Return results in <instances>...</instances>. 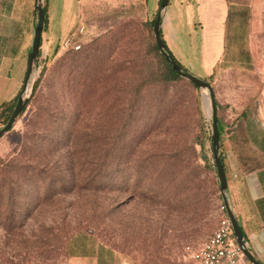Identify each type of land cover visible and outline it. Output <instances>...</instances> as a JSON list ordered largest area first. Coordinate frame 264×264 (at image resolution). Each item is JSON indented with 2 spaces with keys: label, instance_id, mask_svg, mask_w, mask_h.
<instances>
[{
  "label": "rangeland",
  "instance_id": "374dc122",
  "mask_svg": "<svg viewBox=\"0 0 264 264\" xmlns=\"http://www.w3.org/2000/svg\"><path fill=\"white\" fill-rule=\"evenodd\" d=\"M159 5L88 15L78 51L41 37L26 106L0 138V264H62L85 232L132 264H179L216 228L209 98L161 77ZM246 16L230 32L262 55L264 0ZM227 101L217 93V116Z\"/></svg>",
  "mask_w": 264,
  "mask_h": 264
},
{
  "label": "crops",
  "instance_id": "0c3cea01",
  "mask_svg": "<svg viewBox=\"0 0 264 264\" xmlns=\"http://www.w3.org/2000/svg\"><path fill=\"white\" fill-rule=\"evenodd\" d=\"M253 1L169 0L160 35L184 69L188 63L189 73L212 86L216 109L217 93L228 95L229 110L218 114L226 198L248 251L264 264V64L259 63L264 54L252 51L249 35L230 32L249 27L246 14ZM133 2L46 0L47 27L41 37L46 35L50 45H61L79 25L87 33L83 19L88 21V15L94 18ZM158 2L148 0L147 10ZM35 4L36 0H0V108L23 89L37 22ZM66 251L62 264H132L90 232L72 236Z\"/></svg>",
  "mask_w": 264,
  "mask_h": 264
},
{
  "label": "water",
  "instance_id": "95a60500",
  "mask_svg": "<svg viewBox=\"0 0 264 264\" xmlns=\"http://www.w3.org/2000/svg\"><path fill=\"white\" fill-rule=\"evenodd\" d=\"M168 3H169V0H161L158 13L154 20L152 30H153L155 44L157 46L159 53L166 60V62L171 67L173 72H175L179 77L190 82L197 90L207 91L209 102H210V110H211L210 112V119H211L210 145H211V151H212L213 164L215 167L216 176H217L218 184H219V194H220L222 203L224 205L226 214L230 220L232 231H233L234 238H235L237 245L240 247V249L242 250L245 257L248 259V261H250L252 264H261L248 251L246 244L243 240V234H242L241 228L239 227L229 207V204L226 198L227 181H226L224 168L221 163L220 155H219L220 137H219V129H218V116H217V109H216V101H215L213 88L207 81L197 78L194 75L187 73L183 71L181 68H179L177 64L175 63L174 59L168 54V50L165 48V45L161 38L160 27L162 23V15L168 6ZM35 10L37 14V22H36V26L33 32L31 50L28 56V66H27V72H26V76L24 80L23 90H25V87L27 86L30 80L32 68L34 66V61L36 59L37 53L40 48L41 34H42L43 26H44L43 0H36ZM26 103H27V98H24L22 95H19L17 99V103L12 111L10 118L8 119L7 123L0 129V138L3 137V135L6 134L13 127V124L15 123L16 119L23 112L26 106Z\"/></svg>",
  "mask_w": 264,
  "mask_h": 264
},
{
  "label": "built area",
  "instance_id": "2783aa9c",
  "mask_svg": "<svg viewBox=\"0 0 264 264\" xmlns=\"http://www.w3.org/2000/svg\"><path fill=\"white\" fill-rule=\"evenodd\" d=\"M85 26L79 25L61 43L66 51H78L82 47ZM221 216L216 228L208 238L195 249H187L185 261L191 264H252L237 245L230 220L221 203Z\"/></svg>",
  "mask_w": 264,
  "mask_h": 264
},
{
  "label": "trees",
  "instance_id": "16d2710c",
  "mask_svg": "<svg viewBox=\"0 0 264 264\" xmlns=\"http://www.w3.org/2000/svg\"><path fill=\"white\" fill-rule=\"evenodd\" d=\"M45 1V0H44ZM161 2V0L159 1ZM43 11H44V26H43V30L45 29V26H46V23H47V15H46V12H47V9H46V1H45V4L43 6ZM152 23L154 24V20L152 21ZM42 30V32H43ZM164 45H165V48L168 50V54L174 59L175 63L177 64V66L179 68H181L183 71L188 72V70L184 69L177 61L176 59L174 58V56L172 55V53L169 51L166 43L163 41ZM40 49V48H39ZM156 50L157 49V46H156ZM39 56V54H38ZM37 58V57H36ZM163 58V57H162ZM163 61H164V64H165V68L166 70H163L161 71V77H163L165 80H175V79H178L179 76L173 72V70L171 69V67L168 65V63L166 62V60L163 58ZM191 74V73H190ZM37 85H35L36 87ZM195 88V87H194ZM196 89V88H195ZM17 99H18V96H16L11 102L9 103H6L4 104L3 106H1L0 108V129L7 123L8 119L10 118L11 114H12V111L17 103ZM218 129H219V126H218ZM210 134H211V131H210ZM220 134V133H219ZM220 155V154H219ZM220 160H221V163L223 165V162H222V156L220 155ZM214 165V164H213ZM215 168V167H214ZM8 198L10 199V194L8 195ZM0 199H2V196H0ZM11 203V201H10Z\"/></svg>",
  "mask_w": 264,
  "mask_h": 264
},
{
  "label": "bare ground",
  "instance_id": "6f19581e",
  "mask_svg": "<svg viewBox=\"0 0 264 264\" xmlns=\"http://www.w3.org/2000/svg\"><path fill=\"white\" fill-rule=\"evenodd\" d=\"M207 96H208V94H207ZM210 103V102H209ZM206 105H208V103H206Z\"/></svg>",
  "mask_w": 264,
  "mask_h": 264
}]
</instances>
